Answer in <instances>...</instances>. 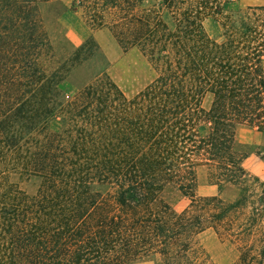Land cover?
I'll list each match as a JSON object with an SVG mask.
<instances>
[{
    "label": "trees",
    "instance_id": "obj_1",
    "mask_svg": "<svg viewBox=\"0 0 264 264\" xmlns=\"http://www.w3.org/2000/svg\"><path fill=\"white\" fill-rule=\"evenodd\" d=\"M42 1L0 0V264H132L151 255L158 264H212L197 241L209 228L237 240L257 233L235 264H264L256 209L234 218L249 202L236 127L264 132V5L72 0L91 30L107 28L153 70L127 96L91 33L45 69L52 48ZM84 63L86 80L75 84ZM200 166L218 189L239 185L238 198L198 195ZM14 171L40 179L34 195L10 181ZM172 189L186 199L179 211L162 198Z\"/></svg>",
    "mask_w": 264,
    "mask_h": 264
},
{
    "label": "rangeland",
    "instance_id": "obj_2",
    "mask_svg": "<svg viewBox=\"0 0 264 264\" xmlns=\"http://www.w3.org/2000/svg\"><path fill=\"white\" fill-rule=\"evenodd\" d=\"M257 5H264V0H231L225 8L234 11ZM38 7L52 48L50 57L42 61L47 71L66 60L91 33L109 61L107 70L109 76L125 95L130 96L136 93L152 79L153 70L138 52L134 50L122 51L107 28L91 30L84 22L82 10L80 8L72 9V0H46L40 2ZM207 27L214 38L220 39L219 26L215 23H209ZM262 67L264 69V56ZM89 69L90 67L86 63L78 66L75 69L72 82L81 85L86 80L85 74ZM210 101V96H205L202 106L208 108ZM59 126L58 119L52 120L49 124L51 130H56ZM234 147L238 152L245 155L243 166L247 172L248 181L244 185L247 184V200L249 201L234 218L242 221L255 208V212L251 213L252 216L254 215L253 223L258 227H263L264 132L257 130L252 125H238L234 135ZM208 172L206 166H200L196 170V193L198 195H217L226 203H231L238 198L240 194L239 185L224 183L218 189L217 185L213 184ZM10 181L16 182L28 195H34L40 179L23 171H14L10 173ZM259 197H263V202L258 200ZM162 198L176 211L181 210L186 204V199L175 189L164 192ZM257 238V233L240 240L222 237L209 228L197 236V241L206 253L208 262L212 264H235L240 245L245 241L256 242ZM158 262L159 256L151 255L140 258L132 264H158Z\"/></svg>",
    "mask_w": 264,
    "mask_h": 264
}]
</instances>
